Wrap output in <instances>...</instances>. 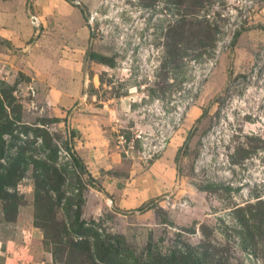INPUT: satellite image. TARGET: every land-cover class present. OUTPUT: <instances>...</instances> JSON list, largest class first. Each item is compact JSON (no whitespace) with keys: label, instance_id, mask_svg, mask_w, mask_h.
Masks as SVG:
<instances>
[{"label":"rangeland","instance_id":"obj_1","mask_svg":"<svg viewBox=\"0 0 264 264\" xmlns=\"http://www.w3.org/2000/svg\"><path fill=\"white\" fill-rule=\"evenodd\" d=\"M262 27L264 0H0L6 254L264 264Z\"/></svg>","mask_w":264,"mask_h":264},{"label":"crops","instance_id":"obj_2","mask_svg":"<svg viewBox=\"0 0 264 264\" xmlns=\"http://www.w3.org/2000/svg\"><path fill=\"white\" fill-rule=\"evenodd\" d=\"M9 243L6 238H0V264H17L16 258L9 257L4 248ZM39 264H48L47 260L44 262H40Z\"/></svg>","mask_w":264,"mask_h":264},{"label":"trees","instance_id":"obj_3","mask_svg":"<svg viewBox=\"0 0 264 264\" xmlns=\"http://www.w3.org/2000/svg\"><path fill=\"white\" fill-rule=\"evenodd\" d=\"M262 31H264V27H262V28H260ZM88 58L90 59V60H95V61H97V62H99V63H102V61H103V57L102 56H100V55H97V54H95V53H93V52H90L89 54H88Z\"/></svg>","mask_w":264,"mask_h":264}]
</instances>
